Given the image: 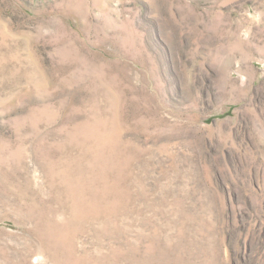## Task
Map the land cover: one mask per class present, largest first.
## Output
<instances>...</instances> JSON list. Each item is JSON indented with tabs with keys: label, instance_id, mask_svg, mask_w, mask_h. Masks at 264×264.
I'll return each mask as SVG.
<instances>
[{
	"label": "rangeland",
	"instance_id": "374dc122",
	"mask_svg": "<svg viewBox=\"0 0 264 264\" xmlns=\"http://www.w3.org/2000/svg\"><path fill=\"white\" fill-rule=\"evenodd\" d=\"M0 264H264V0H0Z\"/></svg>",
	"mask_w": 264,
	"mask_h": 264
}]
</instances>
